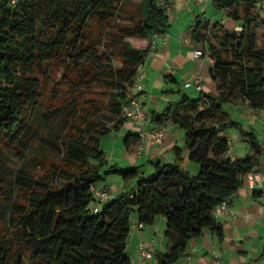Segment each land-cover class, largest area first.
Returning <instances> with one entry per match:
<instances>
[{
	"label": "trees",
	"instance_id": "16d2710c",
	"mask_svg": "<svg viewBox=\"0 0 264 264\" xmlns=\"http://www.w3.org/2000/svg\"><path fill=\"white\" fill-rule=\"evenodd\" d=\"M213 1L220 9L229 8L243 25L238 32L202 20L192 32L198 41L216 38L210 48L217 92L184 94L157 117L185 130L189 157L200 170H186L177 148L175 162H157L146 177L140 166L111 164L103 171L107 161L101 138L112 127L100 118L110 117L116 130L128 120L122 106L130 101L137 66L151 49L138 48L128 38L152 42L170 25V0H0V149L22 155L36 146L34 111L44 97L43 79L52 77L58 62L69 94L67 105L46 114L66 118L67 128L54 144L58 161L43 175L33 168L14 172L25 203L18 206L10 230L0 228V264H8L16 253L28 254L35 264H136L127 253L134 213L144 225L159 216L167 219V249L156 250V263L148 264H177L191 240L207 228L223 238L213 211L242 187L245 174L256 170L264 155L259 134L226 108L239 97L255 109L264 108V45L258 47L256 34L263 18L256 0ZM230 128L247 138L246 156L229 153ZM124 143L137 150L142 140L138 132L129 133ZM6 175L0 158V208ZM106 175L136 181L137 191L113 196L95 211L91 187Z\"/></svg>",
	"mask_w": 264,
	"mask_h": 264
},
{
	"label": "crops",
	"instance_id": "0c3cea01",
	"mask_svg": "<svg viewBox=\"0 0 264 264\" xmlns=\"http://www.w3.org/2000/svg\"><path fill=\"white\" fill-rule=\"evenodd\" d=\"M256 1L258 3L260 0ZM169 15L170 25L156 39L152 42L147 38L143 39L148 46L151 45V49L146 59L147 78L143 81L144 91L138 94L139 98L144 101L145 110L150 116L149 127L162 125L166 127L165 141L161 146L149 141L145 142L141 156L135 154V146L126 148V157L130 159L132 166H140L141 170L142 166L151 163V173L157 162L162 164L175 162L178 157L177 148H179L182 151L184 168L197 174L200 165L189 157L190 151L185 143V130L171 120L160 123L157 120L159 109H165L170 103L180 100L185 93L179 87H184L187 80L199 75L203 79L202 90L217 92V82L211 74L213 62L205 56L198 57L195 54L197 49L205 48L208 41H198L194 39L193 34L192 38L186 40V32H193L198 22L202 20L210 21V26L211 23L219 22L229 29L242 24V20L238 21L233 18L229 8H218L213 0L205 6H200L196 0H170ZM137 47H146V45L140 44ZM150 87L152 92L147 91ZM189 89L201 91L196 88ZM164 102H167L166 106ZM226 108L231 112L233 119L241 122L246 129H253L259 134L264 149V108L255 109L249 105L247 100L246 107H243L241 103L235 105L231 103ZM125 124L132 130L134 129L132 133L138 132V122L128 119ZM227 135L232 141L233 149L230 154L234 158L244 157L250 152L247 138L241 136L238 130L230 128L227 130ZM233 137L241 141L242 150L240 152L242 153L234 146ZM256 170L264 171V155ZM107 179H103L99 184L110 187L114 197L127 192L121 189L128 185L124 180L108 184ZM136 191L132 190V192ZM229 202L235 214L216 217L218 225L223 228V238H220L216 231L207 228L201 236L191 240L186 254L177 264H212V258L218 254L221 255L223 264H264V186L260 189L251 188L247 177L244 176L242 187L229 199ZM159 221L162 222L160 233L157 235L156 232L145 238V227L153 226ZM138 222L137 215L135 221L132 219V230L127 247V253L134 263L139 254L138 246L135 259L129 254V242L133 234L154 252L167 249L168 242L165 235L166 217L159 216L153 224L144 225L142 229L137 228Z\"/></svg>",
	"mask_w": 264,
	"mask_h": 264
},
{
	"label": "rangeland",
	"instance_id": "374dc122",
	"mask_svg": "<svg viewBox=\"0 0 264 264\" xmlns=\"http://www.w3.org/2000/svg\"><path fill=\"white\" fill-rule=\"evenodd\" d=\"M258 10V7L256 6ZM244 14V12H242ZM118 22H121L120 20ZM256 34H257V45L258 47H262L264 45V28L263 27H256ZM140 37H129L128 40L133 42V44L137 47L140 44L148 46L147 42ZM143 40V41H142ZM216 38L211 36L206 43L208 48L206 49L202 47L201 49L212 50L210 45L214 43ZM138 48H145V47H138ZM101 51H105L106 47L100 46ZM63 69L60 67L59 62L54 65V69L52 72V77L49 79H43L44 82V97L42 99L41 105H38V109L34 111L35 122L38 125V141L35 142V145L30 151H27L21 155L18 154V151L12 148H2L0 149V158L3 162L4 166L7 168V187L4 191V198L1 202L2 207L0 208V216L2 217V223L0 224V228H5L6 230H10L12 219L20 213L18 206H23L25 203V197L20 192L18 187L14 181V172L20 168H33V171L36 172L38 175H43L47 170L52 168V165L55 161H58L59 154L54 149V144L58 142V136L60 132H65V128H67L65 117H59L57 119L48 117L46 114L47 112L54 107L62 106L68 104L69 98L67 97L68 86L65 83H62V74ZM185 94L190 95L191 97H197L200 94V91H196L195 89H189L184 87H179ZM148 92H152L151 87L147 90ZM61 94V98L59 95ZM56 95H58V99H56ZM67 99V100H66ZM165 106L167 102H164ZM241 103L243 107H246V100L242 98H236L233 100V105ZM167 108V107H166ZM165 108V109H166ZM159 109V115H161L164 110ZM109 118V119H108ZM101 117L100 120L106 122L109 126L112 127V132L104 135L101 138V149L106 151V164L104 165L103 171H105L111 164H118L120 168H130L133 167L132 164L129 162V158L126 157V146L124 143L125 137L129 134L134 132L131 127L127 126L126 124L122 126L119 130L115 129V123L112 121L110 117ZM64 129V130H63ZM41 136H44L48 141H44L41 139ZM234 146L240 152L242 147L240 146V140L233 137ZM242 145V144H241ZM135 147L134 149H136ZM242 153V152H240ZM36 159H35V158ZM99 163V162H97ZM151 163H147L145 166L139 168L140 173H143L146 177L150 175ZM107 179V183H116L115 181L121 180L122 177L117 175H109L105 176ZM104 178V179H105ZM123 180V179H122ZM127 183V187L124 186L121 189H125V191L129 192L132 190H137V183ZM126 184V183H124ZM137 213L133 214V221H135V217ZM163 218V216H161ZM5 221V222H4ZM162 229V222H158L153 226L145 227L144 236L147 238L153 233L157 232L160 233ZM142 240L135 238L133 234L130 242H129V254L132 255L135 259L137 252L136 248L141 243ZM155 258L151 260V263H155ZM8 264H35L32 258L25 253L18 255L17 253L13 256Z\"/></svg>",
	"mask_w": 264,
	"mask_h": 264
},
{
	"label": "built area",
	"instance_id": "2783aa9c",
	"mask_svg": "<svg viewBox=\"0 0 264 264\" xmlns=\"http://www.w3.org/2000/svg\"><path fill=\"white\" fill-rule=\"evenodd\" d=\"M15 1V0H14ZM200 6H205L210 0H196ZM164 0H162V3ZM259 13L263 18L261 22L262 27L264 28V0H260L257 3ZM169 11V10H168ZM213 23H211V27ZM238 32H242L243 25L238 24L234 28ZM160 33H156L153 39H156ZM186 40L192 38V32L188 31L185 35ZM196 56H205L207 57L213 64L215 63V57L210 50L204 49H197L195 51ZM149 55V54H148ZM148 55L139 62L137 66V75L136 81L134 86L131 89V99L128 103L123 104L122 106V116L126 117L127 119L134 120L138 122L139 129L138 133L142 140L141 146L135 151L137 156H141L143 153L144 143L149 141L154 145L161 146L164 144L165 137H166V127L164 125L159 127L150 128L149 124L151 123L150 116L145 110L144 101L139 98L138 94L144 91L143 81L147 78V71H146V59ZM186 88H196L197 90L203 89V79L202 77L196 76L193 79L187 80L184 83ZM230 144V152H232V141L229 140ZM247 177L251 188L253 189H260L264 186V171L261 170H252L245 174ZM92 194L95 197V204L94 209L95 211H100L104 204L113 198V194L111 188L108 186L100 185V184H92L91 187ZM263 212H264V205H263ZM213 214L215 217L221 215H233L234 210L232 209L229 199L223 200L219 203L214 211ZM137 228L142 229L144 228V224L138 223ZM138 254L139 257L136 260V264H148L151 260L155 257V252L152 248H150L145 242H141L138 245ZM212 264H223V259L221 255H215L212 258Z\"/></svg>",
	"mask_w": 264,
	"mask_h": 264
}]
</instances>
